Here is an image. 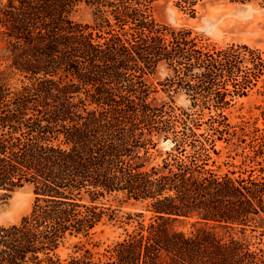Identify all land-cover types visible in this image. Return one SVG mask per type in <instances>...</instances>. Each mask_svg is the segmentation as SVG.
I'll use <instances>...</instances> for the list:
<instances>
[{"label":"trees","instance_id":"1","mask_svg":"<svg viewBox=\"0 0 264 264\" xmlns=\"http://www.w3.org/2000/svg\"><path fill=\"white\" fill-rule=\"evenodd\" d=\"M157 1L1 2L0 192L31 185L35 201L0 226V264H264L249 239L264 236V167L221 173L215 158L236 134L224 112L264 81V56L157 22ZM83 4L93 23L71 19ZM161 65L188 108L150 99ZM250 147L264 157V136ZM111 195L143 206L126 216L133 229L100 255L78 243L63 258L71 238L121 221L100 204Z\"/></svg>","mask_w":264,"mask_h":264},{"label":"rangeland","instance_id":"2","mask_svg":"<svg viewBox=\"0 0 264 264\" xmlns=\"http://www.w3.org/2000/svg\"><path fill=\"white\" fill-rule=\"evenodd\" d=\"M3 0H0V4ZM153 17L159 23L173 28L191 29L194 34L219 47L228 44L247 45L262 52L264 56V1L256 0L247 4L232 3L228 0L201 1L191 5L185 0H159L154 4ZM71 19L80 23H93V9L87 5L78 6L70 15ZM169 71L164 65L149 77L152 86L150 99L155 103L173 101L178 107L188 108L189 101L182 93L168 91L162 85ZM19 77L10 79L13 86L19 84ZM230 124L236 134L229 142H218L219 156H215L221 173L228 170L244 172L255 169L259 173L264 167V157L253 159L250 142L257 136H264V81L249 96L238 99L225 110ZM245 139V142L241 140ZM169 142L160 145V150L168 148ZM154 163L159 161L158 153L153 154ZM35 194L33 186L25 185L12 192H0V226H9L20 222L33 208ZM100 204L116 209L121 221L109 222L107 219L96 229L91 239L71 238L60 248V255L65 258L75 253V245L85 244L94 253L102 254L105 249L124 237L125 229L131 231L136 224H126L129 213L140 212V203L127 201L123 196L111 195L100 200ZM149 214L146 215L148 221ZM185 230L190 225L177 224ZM252 243L264 248V236L255 238L249 236ZM99 246L93 248V244Z\"/></svg>","mask_w":264,"mask_h":264}]
</instances>
